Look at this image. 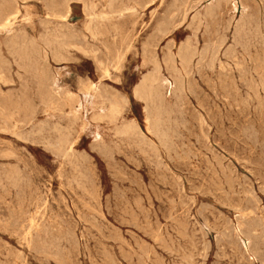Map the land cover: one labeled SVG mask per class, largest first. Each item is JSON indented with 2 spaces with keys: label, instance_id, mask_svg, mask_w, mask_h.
<instances>
[{
  "label": "rangeland",
  "instance_id": "1",
  "mask_svg": "<svg viewBox=\"0 0 264 264\" xmlns=\"http://www.w3.org/2000/svg\"><path fill=\"white\" fill-rule=\"evenodd\" d=\"M67 1L68 0H0L2 4L9 3L18 11L15 19H13L14 21L12 20L11 22V26L9 25L7 28L0 30V129H3V131L0 130L2 132H0V157L2 159H0V264H246L245 262H247V264H264V0H246V4L244 1L241 2L242 0H177L178 2L176 0ZM173 2L175 4H173ZM187 2L190 4L188 5ZM67 3H70L71 6V13L68 19L64 18ZM183 5H185V7ZM187 6L190 7L188 8ZM110 7H113L114 10L109 9ZM187 8L188 10L186 12ZM209 9L212 11L210 12ZM178 10H182L180 11L181 13ZM122 12L124 13L123 16ZM185 16L188 18L186 19ZM88 18L91 19L89 20ZM109 18L111 20H108ZM170 18L174 25L170 27L169 30H173H168L166 34H169L166 35V38L164 36L165 32L161 34L162 37L164 36L162 38L160 33L157 32V28L162 23L169 22ZM95 21H99V24L97 22L95 23ZM100 24L102 25L101 27ZM228 24H230V26ZM64 25L66 29H64ZM199 25L202 29H200L201 27ZM255 26H258L256 30H254ZM163 29L165 30V27L162 28V30ZM258 29H260L262 35ZM56 30L58 32L59 30H63V32L60 31L61 33H58ZM90 30L91 32H89ZM214 32L218 34V37L215 36L216 34ZM63 34L66 35L68 39L66 37L64 38ZM94 35L96 37H94ZM244 39L246 40L244 41ZM61 43L63 45L67 43L64 45L66 49H63ZM220 43L223 45H219ZM250 43L252 44L251 46ZM232 45L235 46L233 47ZM219 47L222 48L220 52ZM105 48H107L108 51ZM180 48L183 50L187 49L186 51L188 53L190 52L189 59L193 56L189 61L190 63L188 62L189 65L188 63L186 64V66H188L187 68L183 65L184 63L181 61L180 56L178 57L181 51ZM231 48L232 51L234 48L233 52L229 51ZM146 49H148L146 53L147 56H145L146 54L144 53ZM191 50L193 51L191 52ZM205 50L206 52H204ZM226 51L229 52L227 53ZM11 53L12 55H10ZM234 54L236 56H234ZM122 56L125 57L123 58ZM216 56H219V59ZM167 58H169V61ZM57 59L59 60L57 61ZM62 60H64V62ZM170 62H172L173 65H170ZM100 63H102V65H100ZM155 64L158 66L156 77L158 76L159 78L157 77L158 82L152 81L153 84L156 85L152 84L150 89L154 88L157 90L158 88L159 91L156 92L154 89H151L152 95L149 97L150 99H141L135 94V90L144 79H148V77L150 79L151 75L154 74L153 68ZM210 65L211 67L214 65L216 70L211 68ZM211 69L214 71L212 72ZM105 70H107V75ZM175 70L176 72L178 71V74ZM59 73L60 75L58 76L57 74ZM104 76L106 77L104 78ZM24 78L26 79L24 80ZM176 78L178 80L180 79V85ZM251 81H253V84H250L252 83ZM83 83L85 85L88 84V86L94 85L98 88L93 105H88L84 101L81 91V85ZM182 83L183 85H181ZM175 85L177 87L179 86V88ZM178 89L179 91L177 92ZM231 91L234 92L232 93ZM214 93L218 97L215 96ZM255 94L257 97L259 96V99ZM70 96L72 97L70 98ZM182 96H184L182 98L183 100L181 99ZM148 103L150 104L148 105ZM113 104L116 109L120 110H116L117 112H115L114 108H112ZM124 104L127 105L125 106ZM81 105L83 106L81 107ZM121 106H123L122 109ZM148 107L149 109H147ZM158 107H160V109ZM168 107H170L172 113L169 111ZM155 111L157 113H155ZM161 112L163 114H161ZM13 115H15V117ZM171 115H174V117ZM112 116H114V118ZM98 117L102 118L101 123ZM106 123H108V125ZM157 123L162 126H159ZM47 125L49 127H47ZM133 125L136 127V129L133 127L134 130L132 128ZM127 126H131L130 131L128 130L129 127L126 128ZM157 126L159 127L156 128ZM247 127L251 128L250 131ZM125 128L126 130H124ZM62 130L64 134H61ZM185 130L186 133L184 132ZM127 131L132 132L128 134L129 132ZM167 131H169V134L166 133ZM65 132L67 134H65ZM69 132L70 134H68ZM140 133L144 135L142 136ZM122 134L123 136H118ZM165 134L166 136H164ZM160 135L163 136L161 137ZM21 136L24 138H21ZM58 137H61V139H58ZM177 137L179 140H177ZM50 139L53 140V142ZM166 141H168V143ZM44 143L46 144L44 145ZM174 147L177 149L174 150ZM106 148L108 153L105 151ZM64 149L66 152H63L65 151ZM167 150L169 152H167ZM8 151L11 153L10 155H8ZM54 152H57L58 155ZM174 152L177 155H174ZM4 153H7V155ZM154 154H156V156ZM167 154H169V156ZM8 156L11 159H9ZM63 156L69 157L64 158ZM176 156H178L179 159L177 161ZM3 157H7V159H3ZM167 157H169V159ZM70 158L74 160L71 161L69 160ZM75 158H77L76 161ZM77 161L79 163L78 165L76 164ZM71 164L74 165L72 166ZM15 170H17L18 173L17 171L15 172ZM21 173H23L22 176ZM235 174L238 177H236ZM8 175H12L13 178ZM223 176L227 179L225 178L224 180ZM11 178L12 180H10ZM177 179L181 180L179 181ZM225 181L227 182L225 183ZM25 184L26 186H24ZM213 184L215 185L213 186ZM18 185H20V187ZM4 187L6 188L5 190ZM83 188H86V191ZM232 189H234V192ZM209 194L211 195L209 196ZM254 195L257 196H255V199H253ZM140 199L141 202H143L142 204ZM2 201L4 202L2 203ZM248 203L249 205H247ZM7 204H9L10 207L9 205L7 206ZM143 211L144 213H142ZM134 213L136 215H134ZM252 213H256V215ZM19 216L21 217L19 218ZM10 222H13L12 225ZM254 222H256V224ZM147 223H149V226ZM252 223L253 225H251ZM247 225L249 226L247 227ZM255 225L259 227L257 228ZM32 230H34V232ZM249 230H251V232H247ZM172 231H174V233ZM38 233H41V235ZM244 233H246V235H244ZM188 237L190 238L188 239ZM254 238L256 240H254ZM56 239L57 241L59 240L58 242L60 244ZM164 239L165 241H163ZM236 239L241 242H237ZM31 240L33 241L31 242ZM169 240H172L173 243ZM216 240H218L217 243ZM222 241L224 242L222 243ZM165 244H169L167 245L169 248H165ZM163 245L165 246L163 247ZM253 245L258 246L254 247ZM127 248H131V251ZM162 248L164 250L166 249V251ZM179 248H181L184 253H182L183 251ZM241 248L243 249L241 250ZM249 248L251 251H249ZM57 251H59V253ZM141 251L144 253H141ZM252 252L254 254H251ZM47 255H49V257ZM156 255H158L157 258ZM186 256L188 258L189 256L191 257L188 259ZM110 257H112L113 260ZM256 257L258 259H255ZM183 258L185 261L181 260ZM250 258L252 260H250ZM187 260L192 262L188 263Z\"/></svg>",
  "mask_w": 264,
  "mask_h": 264
},
{
  "label": "bare ground",
  "instance_id": "2",
  "mask_svg": "<svg viewBox=\"0 0 264 264\" xmlns=\"http://www.w3.org/2000/svg\"><path fill=\"white\" fill-rule=\"evenodd\" d=\"M59 1H60V0H59ZM63 1H64V0H63ZM70 1H71V0H68L67 2H70ZM72 1H74V0H72ZM111 1H112V0H111ZM111 1H110V3H111ZM114 1H115V0H114ZM141 1H142V0H141ZM162 1H163V0H162ZM176 1H177V0H176ZM176 1H175V2H176ZM185 1H187V0H185ZM185 1H184V2H185ZM190 1H191V0H190ZM190 1H189V2H190ZM219 1H220V0H219ZM223 1H224V0H223ZM227 1H228V0H227ZM233 1H234V0H233ZM243 1L245 2L246 0H242L241 2H243ZM90 2H91V1H90ZM120 2H121V1H120ZM177 2H178V1H177ZM184 2H183V3H184ZM199 2H200V1H199ZM203 2H204V1H203ZM213 2H214V1H213ZM249 2H250V1H249ZM249 2H248V3H249ZM84 3H85V2H84ZM117 3H118V2H117ZM117 3H116V4H117ZM180 3H182V2H180ZM187 3H188V2H187ZM216 3H218V2H216ZM82 4H83V3H82ZM173 4H175V3L173 2ZM189 4H190V3H188V5H189ZM197 4H198V3H197ZM200 4H201V3H200ZM218 4H219V3H218ZM245 4H246V2H245ZM45 5H46V4H45ZM113 5H114V4H113ZM176 5H178V4H176ZM185 5H186V4H185ZM185 5H183V6L185 7ZM193 5H194V4H193ZM223 5H224V4H223ZM225 5H226V4H225ZM231 5H233V4H231ZM254 5H255V4H254ZM254 5H253V6H254ZM108 6H110V5H108ZM114 6H115V5H114ZM180 6H181V4H180ZM195 6H196V5H195ZM212 6H213V5H212ZM241 6H242V4H241ZM257 6H259V5H257ZM119 7H120V6H119ZM171 7H172V6H171ZM187 7H188V6H187ZM189 7H190V6H189ZM189 7H188V8H189ZM210 7H211V6H210ZM218 7H219V6H218ZM218 7H217V8H218ZM84 8H85V7H84ZM90 8H91V7H90ZM174 8L177 10V8H176L175 6H174ZM174 8H173V9H174ZM180 8H181V7H180ZM180 8H179V9H180ZM188 8L186 9V12H187ZM196 8H197V7H196ZM206 8H207V7H206ZM246 8H247V7H246ZM248 8H249V7H248ZM256 8H257V7H256ZM24 9H25V8H24ZM105 9H106V8H105ZM109 9H113V7H110ZM109 9H108V10H109ZM158 9H159V8H158ZM183 9H185V8H183ZM204 9H205V8H204ZM207 9H208V8H207ZM213 9H214V7H213ZM220 9H221V8H220ZM254 9H255V8H254ZM257 9H258V8H257ZM113 10H114V9H113ZM134 10H135V9H134ZM143 10H144V9H143ZM176 10H175V11H176ZM217 10H218V9H217ZM226 10H227V9H226ZM242 10H243V9H242ZM244 10H245V9H244ZM104 11H105V10H104ZM126 11H127V10H126ZM172 11H173V10H172ZM178 11H179V10H178ZM180 11H182V10H180ZM180 11H179V12H180ZM191 11H192V10H191ZM191 11H190V12H191ZM209 11L211 12L212 10L209 9ZM213 11H214V10H213ZM257 11H258V10H257ZM91 12H92V10H91ZM127 12H128V11H127ZM127 12H126V13H127ZM129 12H130V11H129ZM179 12H178V13H179ZM186 12H185V13H186ZM218 12H219V11H218ZM236 12H237V11H236ZM17 13H18V11H17V9H16L14 6L10 5L9 3L2 4V3L0 2V30L7 28L9 25L11 26V22H12L13 19H15ZM70 13H71V6H70V3H67V5H66V9H65V16H64V18L68 19L69 16H70ZM120 13H121V12H120ZM133 13H135V12H133ZM178 13H177V14H178ZM180 13H181V12H180ZM180 13H179V14H180ZM213 13H214V12H213ZM241 13H242V12H241ZM252 13H253V12H252ZM255 13H256V12H255ZM94 14H95V13H94ZM118 14H119V13H118ZM123 14H124V13L122 12V16H123ZM131 14H132V13H131ZM135 14H136V13H135ZM216 14H217V13H216ZM223 14H224V13H223ZM253 14H254V13H253ZM84 15H85V14H84ZM103 15H104V14H103ZM114 15H115V14H114ZM137 15H138V14H137ZM150 15H151V13H150ZM166 15H167V14H166ZM185 15H186V14H185ZM196 15H197V13H196ZM198 15H199V14H198ZM201 15H202V14H201ZM205 15H206V14H205ZM246 15H248V14H246ZM249 15H250V12H249ZM18 16H19V15H18ZM27 16H28V15H27ZM90 16H91V14H90ZM116 16H117V15H116ZM116 16H115V17H116ZM118 16L121 17L120 15H118ZM132 16H133V15H132ZM174 16H175V15H174ZM177 16H179V15H177ZM177 16H176V17H177ZM182 16H183V15H182ZM209 16H211V15H209ZM86 17H87V16H86ZM97 17H98V16H97ZM100 17H101V16H100ZM106 17H107V16H106ZM134 17H135V15H134ZM180 17H181V16H180ZM185 17H186V16H185ZM185 17H184V18H185ZM193 17H194V16H193ZM199 17H200V16H199ZM199 17H198V18H199ZM212 17H213V16H212ZM244 17H245V15H244ZM247 17H248V16H247ZM247 17H246V19H247ZM249 17H250V16H249ZM253 17H254V16H253ZM25 18H26V17H25ZM98 18H99V17H98ZM98 18H97V20H98ZM168 18H169V17H168ZM184 18H183V20H184ZM187 18H188V17H186V19H187ZM201 18H203V17H201ZM216 18H217V17H216ZM222 18H223V17H222ZM227 18H228V17H227ZM240 18H241V17H240ZM250 18H251V17H250ZM23 19H24V18H23ZM49 19H50V18H49ZM88 19H89V18H88ZM90 19H91V18H90ZM90 19H89V20H90ZM93 19H94V18H93ZM173 19H175V18H173ZM173 19H172V20H173ZM177 19H178V17H177ZM199 19H200V18H199ZM209 19H210V18H209ZM211 19H212V18H211ZM242 19H243V18H242ZM56 20H57V19H56ZM106 20H107V19H106ZM108 20H111V19L109 18ZM119 20H120V18H119ZM169 20H170L169 22H164V24L162 23L161 25L159 24L160 26H158V28H157V32L160 33V35L163 34V33L165 32V33H164V34H165V35H164L165 38H166V35L169 34V33L166 34V33L168 32L169 28L172 27V26L174 25V24L172 23V21H171V18H170ZM175 20H176V19H175ZM195 20H196V19H195ZM217 20H218V19H217ZM257 20H259V19H257ZM13 21H14V20H13ZM46 21H47V20H46ZM53 21H54V20H53ZM112 21H113V20H112ZM117 21H118V20H117ZM191 21H192V20H191ZM205 21H206V20H205ZM214 21H215V19H214ZM221 21H222V20H221ZM233 21H234V20H233ZM233 21H232V22H233ZM253 21H254V18H253ZM23 22H24V21H23ZM91 22H92V21H91ZM96 22H97V21H95V23H96ZM98 22H99V21H98ZM98 22H97V23H98ZM109 22H110V21H109ZM174 22H175V21H174ZM185 22H186V20H185ZM193 22H194V21H193ZM200 22H201V21H200ZM219 22H220V21H219ZM244 22H245V21H244ZM247 22H248V20H247ZM249 22H250V20H249ZM254 22H255V21H254ZM256 22H257V21H256ZM175 23H176V22H175ZM182 23H184V22H182ZM209 23H210V22H209ZM224 23H225V22H224ZM241 23H243V22H241ZM45 24H46V23H45ZM49 24H50V23H49ZM92 24H93V22H92ZM98 24H99V23H98ZM202 24H203V22H202ZM221 24H222V23H221ZM230 24H231V23H230ZM230 24H228V25L230 26ZM249 24H250V23H249ZM46 25H48V24H46ZM90 25H91V23H90ZM192 25H193V24H192ZM195 25H196V24H195ZM205 25H206V24H205ZM228 25H227V26H228ZM246 25H247V24H246ZM253 25H254V24H253ZM50 26H51V25H50ZM68 26H69V25H68ZM91 26H92V25H91ZM101 26H102V25L100 24V27H101ZM179 26H180V25H179ZM189 26H190V25H189ZM189 26H188V27H189ZM196 26H197V25H196ZM196 26H195V27H196ZM199 26H200V25H199ZM227 26H226V27H227ZM231 26H232V25H231ZM238 26H239V24H238ZM258 26H259V24H258ZM258 26H255V29H254V30H256V28H257ZM46 27H47V26H46ZM48 27H49V26H48ZM164 27H165V30H164V29L162 30V28H164ZM176 27H177V26H176ZM200 27H201V26H200ZM211 27H212V26H211ZM211 27H210V28H211ZM240 27H241V26H240ZM242 27H243V26H242ZM262 27H263V26H262ZM41 28H43V27H41ZM55 28H56V27H55ZM61 28H62V27H61ZM95 28H96V26H95ZM115 28H116V27H115ZM218 28H221V27H218ZM227 28H228V27H227ZM47 29H48V28H47ZM50 29H51V28H50ZM57 29H58V28H57ZM59 29H60V28H59ZM64 29H66V28H65V25H64ZM67 29H68V28H67ZM174 29H177V28H174ZM189 29H190V28H189ZM200 29H202V27H201ZM212 29H213V28H212ZM245 29H246V28H245ZM115 30H117V29H115ZM170 30H173V29H170ZM170 30H169V31H170ZM208 30H209V28H208ZM217 30H218V29H217ZM223 30H224V29H223ZM239 30H240V28H239ZM242 30H243V29H242ZM248 30H249V29H248ZM250 30H252V29H250ZM258 30H259V32H260V29H258ZM9 31H10V30H9ZM56 31H57V30H56ZM60 31H61V30H59V32H60ZM85 31H86V30H85ZM99 31H100V30H99ZM206 31H207V29H206ZM229 31H230V30H229ZM233 31H235V30H233ZM50 32H51V31H50ZM57 32H58V31H57ZM59 32H58V33H59ZM61 32H63V30H62ZM61 32H60V33H61ZM64 32H65V30H64ZM68 32H69V31H68ZM89 32H91V30H90ZM89 32H88V33H89ZM96 32H97V31H96ZM116 32H117V31H116ZM193 32H195V31H193ZM199 32H200V31H199ZM235 32H236V31H235ZM244 32H245V31H244ZM249 32H250V31H249ZM46 33H47V32H46ZM155 33H156V32H155ZM173 33H174V32H173ZM197 33H198V32H197ZM204 33H205V32H204ZM209 33H210V32H209ZM212 33H213V32H212ZM214 33H215V32H214ZM217 33H218V32H217ZM220 33H221V32H220ZM222 33H224V32H222ZM225 33H226V32H225ZM236 33H237V32H236ZM250 33H251V32H250ZM261 33H262V32H260V34H261ZM25 34H26V33H25ZM89 34H90V33H89ZM91 34H92V33H91ZM93 34H94V33H93ZM97 34H98V32H97ZM192 34H193V33H192ZM207 34H208V32H207ZM210 34H211V33H210ZM215 34H216V33H215ZM237 34H238V33H237ZM240 34H241V33H240ZM252 34H254V33H252ZM252 34H251V35H252ZM258 34H259V33H258ZM56 35H58V34H56ZM59 35H60V34H59ZM63 35H64V34H63ZM69 35H70V33H69ZM99 35H100V34H99ZM211 35H212V34H211ZM211 35H210V36H211ZM225 35H226V34H225ZM225 35H223V36H225ZM256 35H257V34H256ZM256 35H255V36H256ZM261 35H262V34H261ZM60 36H61V35H60ZM77 36H78V35H77ZM100 36H101V35H100ZM164 36H163V37H164ZM215 36L218 37V34H216ZM215 36H214V37H215ZM236 36H237V35H236ZM239 36H240V35H239ZM241 36H242V34H241ZM24 37H25V35H24ZM44 37H45V36H44ZM44 37H43V38H44ZM57 37H58V36H57ZM65 37H66V35H64V38H65ZM91 37H92V36H91ZM94 37H96V36L94 35ZM102 37H103V36H102ZM161 37H162V35H161ZM163 37H162V38H163ZM232 37H234V36H232ZM252 37H253V36H252ZM256 37L258 38V35H257ZM256 37H255V38H256ZM262 37H263V36H262ZM45 38H46V37H45ZM66 38H67V37H66ZM99 38H100V37H99ZM151 38H152V37H151ZM156 38H157V37H156ZM194 38H195V36H194ZM198 38H199V37H198ZM207 38H208V37H207ZM221 38H222V37H221ZM224 38H225V37H224ZM245 38H246V37H245ZM46 39H47V38H46ZM50 39H51V38H50ZM62 39H63V38H62ZM67 39H68V38H67ZM69 39H70V38H69ZM196 39H197V38H196ZM202 39H203V38H202ZM208 39H209V38H208ZM240 39H241V38H240ZM247 39H248V37H247ZM263 39H264V38H263ZM27 40H28V39H27ZM47 40H48V39H47ZM51 40H52V39H51ZM65 40H66V39H65ZM126 40H127V39H126ZM216 40H217V39H216ZM245 40H246V39H244V41H245ZM255 40H257V39H255ZM17 41H19V40H17ZM68 41H69V40H68ZM71 41H72V40H71ZM84 41H85V40H84ZM148 41H149V40H148ZM148 41H147V42H148ZM152 41H153V40H152ZM188 41H189V40H188ZM213 41H214V39H213ZM217 41H219V40H217ZM240 41H241V40H240ZM250 41H251V38H250ZM250 41H249V42H250ZM263 41H264V40H263ZM52 42H53V41H52ZM94 42H95V39H94ZM156 42H157V41H156ZM198 42H199V41H198ZM202 42H203V40H202ZM222 42H223V40H222ZM226 42H227V40H226ZM233 42H234V40H233ZM242 42H243V41H242ZM242 42H241V43H242ZM251 42H252V41H251ZM30 43H32V42H30ZM40 43H41V42H40ZM56 43H57V42H56ZM59 43H60V42H59ZM99 43H100V42H99ZM148 43H149V42H148ZM154 43H155V42H154ZM187 43H188V42H187ZM195 43H196V42H195ZM195 43H194V44H195ZM207 43H208V42H207ZM247 43H248V42H247ZM13 44H14V43H13ZM41 44H42V43H41ZM47 44H48V43H47ZM66 44H67V43H66ZM66 44L64 43V45H66ZM194 44H193V45H194ZM198 44H199V43H198ZM212 44H213V43H212ZM217 44H218V43H217ZM217 44H216V45H217ZM221 44H222V43H220L219 45H221ZM232 44H234V43H232ZM237 44H238V43H237ZM1 45H2V44H1ZM45 45H46V44H45ZM45 45H43V46H45ZM49 45H50V44H49ZM59 45H60V44H59ZM62 45H63V44L61 43V46H62ZM64 45H63V49H66V48H64V47H66V46H64ZM153 45H154V44H153ZM222 45H223V44H222ZM242 45H243V44H242ZM244 45H245V42H244ZM251 45H252V44L250 43V46H251ZM19 46H20V45H19ZM19 46H18V47H19ZM47 46H48V45H47ZM51 46H52V45H51ZM61 46H60V47H61ZM149 46H150V45H149ZM181 46H183V45H181ZM186 46H188V45H186ZM189 46H190V45H189ZM194 46H196V45H194ZM210 46H211V45H210ZM232 46H233V45H232ZM234 46H235V45H234ZM234 46H233V47H234ZM238 46H239V45H238ZM263 46H264V45H263ZM15 47H16V46H15ZM55 47H56V46H55ZM70 47H71V46H70ZM70 47H69V49H70ZM74 47H75V46H74ZM74 47H73V48H74ZM86 47H87V45H86ZM156 47H157V46H156ZM171 47H172V46H171ZM213 47H214V46H213ZM242 47H243V46H242ZM247 47H248V46H247ZM30 48H31V47H30ZM45 48H46V47H45ZM47 48H48V47H47ZM67 48H68V47H67ZM71 48H72V47H71ZM77 48H78V47H77ZM92 48H93V47H92ZM103 48H104V46H103ZM152 48H153V47H152ZM183 48H184V47H183ZM193 48H194V47H193ZM217 48H218V47H217ZM219 48H220V47H219ZM245 48H246V47H245ZM263 48H264V47H263ZM4 49H5V47H4ZM26 49H27V48H26ZM69 49H67V50H69ZM75 49H76V48H75ZM80 49H81V47H80ZM105 49L107 50V48H105ZM164 49H165V48H164ZM180 49H181V48H180ZM180 49H179V50H180ZM205 49H206V47H205ZM207 49H208V48H207ZM211 49H212V48H211ZM221 49H222V48H220V50H219V49H217V50H219V52H220ZM28 50H29V48H28ZM53 50H55V49H53ZM70 50H71V49H70ZM147 50H148V49H146V52H144L145 54L147 53ZM165 50H166V49H165ZM167 50H168V49H167ZM186 50H187V49H186ZM186 50L181 49L180 52L178 51V52H179L178 57L180 56L181 61H182L184 64H183L182 62H181V63H182L184 66H186V64L190 61V59L193 58V56H192V57L189 59V57H190V52L188 53ZM189 50H190V49H189ZM194 50H195V49H194ZM196 50H197V49H196ZM214 50H215V49H214ZM44 51H45V50H44ZM58 51H59V50H58ZM63 51H64V50H63ZM107 51H108V50H107ZM129 51H130V50H129ZM155 51H156V49H155ZM155 51H154V52H155ZM192 51H193V50H191V52H192ZM201 51H203V50H201ZM207 51H208V50H207ZM229 51L233 52V51H234V48H233V51H232V48H231ZM229 51H228V52H229ZM245 51H246V50H245ZM250 51H251V50H250ZM0 52H1V51H0ZM3 52H4V51H3ZM8 52H9V51H8ZM10 52H12V51H10ZM61 52H62V51H61ZM64 52H65V51H64ZM67 52H68V51H67ZM69 52H70V51H69ZM162 52H163V51H162ZM162 52H161V53H162ZM171 52H172V51H171ZM171 52H170V53H171ZM196 52H197V51H196ZM204 52H206V50H205ZM208 52H209V51H208ZM217 52H218V51H217ZM217 52H216V53H217ZM226 52H227V51H226ZM228 52H227V53H228ZM235 52H236V51H235ZM246 52H247V51H246ZM14 53H15V52H14ZM56 53H57V52H56ZM65 53H66V52H65ZM86 53H87V52H86ZM93 53H94V52H93ZM108 53H109V52H108ZM193 53H194V52H193ZM193 53H192V55H193ZM200 53H201V52H200ZM216 53H215V54H216ZM262 53H263V52H262ZM8 54H9V53H8ZM50 54H51V52H50ZM54 54H55V53H54ZM58 54H60V53H58ZM217 54H219V53H217ZM232 54H233V53H232ZM247 54H248V52H247ZM10 55H12V53H11ZM46 55H47V54H46ZM196 55H197V54H196ZM199 55H200V54H199ZM199 55H198V56H199ZM212 55H213V54H212ZM212 55H211V56H212ZM228 55H229V54H228ZM230 55H231V53H230ZM230 55H229V57H230ZM47 56H48V55H47ZM55 56H56V55H55ZM69 56H70V55H69ZM83 56H84V55H83ZM143 56H144V55H143ZM145 56H147V54H146ZM151 56H152V55H151ZM194 56H195V55H194ZM203 56H204V53H203ZM226 56H227V55H226ZM234 56H236V55L234 54ZM2 57H3V56H2ZM14 57H15V56H14ZM71 57H72V56H71ZM118 57H119V56H118ZM122 57H123V56H122ZM124 57H125V56H124ZM124 57H123V58H124ZM153 57H154V56H153ZM168 57H169V56H168ZM199 57H200V56H199ZM207 57H208V54H207ZM216 57H217V56H216ZM218 57H219V56H218ZM218 57H217V58H218ZM222 57H223V56H222ZM231 57H232V56H231ZM3 58H4V57H3ZM11 58H12V57H11ZM47 58H48V57H47ZM54 58H55V57H54ZM180 58H179V59H180ZM203 58H205V57H203ZM214 58H215V57H214ZM225 58H226V57H225ZM227 58H228V57H227ZM233 58H234V57H233ZM4 59H5V58H4ZM117 59H118V58H117ZM152 59H154V58H152ZM157 59H158V58H157ZM165 59H166V58H165ZM165 59H164V60H165ZM167 59H168V61H169V58H167ZM200 59H201V57H200ZM218 59H219V58H218ZM222 59H223V58H222ZM58 60H59V59H57V61H58ZM95 60H97V59H95ZM150 60H151V58H150ZM193 60H194V59H193ZM203 60H204V59H203ZM206 60H207V59H206ZM210 60H212V59H210ZM232 60H233V59H232ZM250 60H251V59H250ZM9 61H10V60H9ZM19 61H20V60H19ZM60 61H61V60H60ZM60 61H59V62H60ZM62 61L64 62V60H62ZM65 61H67V60H65ZM153 61H155V60H153ZM153 61H152V62H153ZM173 61H174V58H173ZM216 61H217V60H216ZM233 61H235V60H233ZM12 62H13V61H12ZM15 62H16V61H15ZM42 62H43V61H42ZM48 62H49V60H48ZM63 62H62V63H63ZM155 62H157V61H155ZM198 62H199V61H198ZM198 62H197V64H198ZM200 62H201V61H200ZM208 62H209V60H208ZM66 63H68V62H66ZM160 63H161V61H160ZM160 63H159V64H160ZM165 63H166V62H165ZM173 63H175V62H173ZM189 63H190V62H189ZM189 63H188V65H189ZM201 63H202V62H201ZM216 63H217V62H216ZM11 64H12V63H11ZM11 64H10V65H11ZM157 64H158V63H157ZM157 64L154 65V68H153L154 74L151 75L150 79H149V77H148V79H144V80L141 82V84L137 86V88H136V90H135V94H136L139 98H141V99H147V98H149V97L152 95V91H151L152 88L150 89V86H152L153 82H158V81H157V77H158V76L156 77V73H157V71H158V66H157ZM167 64H168V62H167ZM171 64H172V62H170V65H171ZM175 64H176V63H175ZM204 64H205V63H204ZM206 64H207V63H206ZM209 64H210V63H209ZM212 64H213V63H212ZM220 64H221V63H220ZM250 64H251V63H250ZM259 64H261V63H259ZM40 65H41V64H40ZM100 65H102V63H100ZM100 65H99V66H100ZM149 65H150V64H149ZM172 65H173V64H172ZM183 65H182V66H183ZM191 65H192V63H191ZM214 65H215V64H214ZM214 65H213V67H211V65H210V67L213 68V69H215V68H214V67H215ZM233 65H234V64H233ZM262 65H263V64H262ZM160 66H161V65H160ZM180 66H181V65H180ZM184 66H183V67H184ZM199 66H200V63H199ZM205 66H207V65H205ZM222 66H223V65H222ZM222 66H221V68H222ZM225 66H226V65H225ZM257 66H258V65H257ZM171 67H172V66H171ZM176 67H177V66H176ZM187 67H188V66H186V68H187ZM207 67H208V66H207ZM234 67H235V66H234ZM237 67H238V66H237ZM12 68H13V67H12ZM37 68H38V67H37ZM101 68H102V67H101ZM174 68H175V67H174ZM189 68H191V67H189ZM202 68H203V67H202ZM255 68H256V67H255ZM66 69H67V68H66ZM171 69H172V68H171ZM175 69H177V68H175ZM195 69H196V68H195ZM208 69H209V68H208ZM213 69H211L212 72L214 71ZM219 69H220V68H219ZM223 69H224V68H223ZM236 69H237V68H236ZM239 69H240V68H239ZM107 70H108V69H107ZM107 70H105L106 75H107ZM113 70H114V69H113ZM168 70H169V68H168ZM184 70H185V69H184ZM192 70H193V67H192ZM215 70H216V69H215ZM233 70H234V69H233ZM54 71H55V70H54ZM117 71H118V70H117ZM171 71H172V70H171ZM173 71H174V70H173ZM204 71H205V70H204ZM206 71H207V70H206ZM235 71H236V70H235ZM56 72H57V70H56ZM100 72H101V71H100ZM108 72H109V71H108ZM159 72H160V71H159ZM168 72H169V71H168ZM175 72H176V70H175ZM177 72H178V71H177ZM177 72H176V73H177ZM185 72H186V71H185ZM185 72H184V73H185ZM226 72H227V70H226ZM17 73H18V72H17ZM102 73H103V72H102ZM173 73H174V72H173ZM176 73H175V74H176ZM179 73H180V72H179ZM186 73H187V72H186ZM193 73H194V70H193ZM196 73H198V72H196ZM210 73H211V71H210ZM222 73H223V72H222ZM244 73H245V72H244ZM244 73H243V74H244ZM103 74H104V73H103ZM171 74H172V73H171ZM177 74H178V73H177ZM180 74H181V73H180ZM180 74H179V75H180ZM187 74H188V73H187ZM189 74H190V72H189ZM191 74H192V73H191ZM223 74H224V73H223ZM57 75L59 76L60 73L57 74ZM158 75H159V74H158ZM169 75H170V74H169ZM192 75H193V74H192ZM199 75H200V71H199ZM230 75H231V74H230ZM247 75H248V74H247ZM251 75H252V74H251ZM256 75H257V74H256ZM58 76H57V77H58ZM110 76H111V75H110ZM110 76H109V77H110ZM181 76H182V75H181ZM190 76H191V75H190ZM218 76H219V75H218ZM61 77H62V76H61ZM105 77H106V76H104V78H105ZM169 77H170V76H169ZM171 77H172V75H171ZM177 77H178V76H177ZM186 77H187V76H186ZM191 77H192V76H191ZM242 77H243V76H242ZM247 77H248V76H247ZM250 77H252V76H250ZM250 77H249V78H250ZM256 77H257V76H256ZM158 78H159V77H158ZM258 78H259V77H258ZM25 79H26V78H24V80H25ZM176 79H177V78H176ZM189 79H190V78H189ZM193 79H194V78H193ZM227 79H228V78H227ZM251 79H252V78H251ZM260 79H261V78H260ZM24 80H23V81H24ZM170 80H171V79H170ZM177 80H178V79H177ZM179 80H180V79H179ZM179 80H178V84H179ZM194 80H195V79H194ZM247 80H248V79H247ZM263 80H264V79H263ZM110 81H111V80H110ZM119 81H120V80H119ZM152 81H153V82H152ZM160 81H161V79H160ZM162 81H163V80H162ZM173 81H174V80H173ZM173 81H172V82H173ZM175 81H176V80H175ZM200 81H201V80H200ZM259 81H260V80H259ZM261 81H262V80H261ZM0 82H1V81H0ZM13 82H14V81H13ZM29 82H30V81H29ZM29 82H28V83H29ZM151 82H152V83H151ZM176 82H177V81H176ZM188 82H189V81H188ZM217 82H218V81H217ZM242 82H243V81H242ZM251 82H252V83H250V84H253V81H251ZM117 83H118V82H117ZM120 83H121V82H120ZM150 83H151V85H150ZM159 83H160V82H159ZM183 83H185V82H183ZM183 83H182L181 85H183ZM201 83H202V82H201ZM254 83H255V81H254ZM54 84H55V83H54ZM157 84H158V83H157ZM220 84H221V82H220ZM242 84H243V83H242ZM250 84H248V85H250ZM29 85H30V84H29ZM153 85H156V84H153ZM179 85H180V84H179ZM235 85H236V84H235ZM245 85H246V84H245ZM257 85H258V84H257ZM261 85H262V84H261ZM165 86H166V85H165ZM168 86H169V85H168ZM175 86H176V85H175ZM189 86H190V85H189ZM194 86H195V85H194ZM225 86H226V85H225ZM231 86H232V85H231ZM242 86H243V85H242ZM250 86H251V85H250ZM252 86H253V85H252ZM19 87H20V86H19ZM27 87H28V84H27ZM157 87H158V86H157ZM176 87H177V86H176ZM181 87H182V86H181ZM181 87H180V88H181ZM191 87H192V86H191ZM240 87H241V86H240ZM163 88H164V87H163ZM174 88H175V87H174ZM177 88H179V86H178ZM183 88H184V87H183ZM187 88H189V87H187ZM220 88H221V87H220ZM256 88H257V86H256ZM262 88H263V87H262ZM262 88H261V89H262ZM153 89H154V88H153ZM153 89H152V90H153ZM253 89H254V88H253ZM26 90H27V88H26ZM51 90H52V89H51ZM154 90H155L156 92L159 91L158 88H157V90H156V89H154ZM161 90H162V89H161ZM175 90H176V89H175ZM195 90H196V89H195ZM215 90H216V89H215ZM230 90H231V89H230ZM236 90H237V89H236ZM81 91H82V93H83V97H84V101H85V103L88 104V105H93V104H94V101H95V98H96L95 95H96V93H97V91H98V88H97L96 86H94V85H90V86H88V84L85 85V84L83 83V84L81 85ZM164 91H165V90H164ZM178 91H179V89L177 90V92H178ZM227 91H228V90H227ZM247 91H248V90H247ZM251 91H252V89H251ZM255 91H256V90H255ZM255 91H254V92H255ZM258 91H259V90H258ZM173 92H174V90H173ZM180 92H181V89H180ZM188 92H190V91H188ZM210 92H211V91H210ZM231 92L233 93L234 91H231ZM237 92H238V91H237ZM254 92H253V94H254ZM154 93H155V92H154ZM166 93H167V92H166ZM184 93H185V92H184ZM211 93H212V92H211ZM255 93H256V92H255ZM1 94H3V93H1ZM156 94H157V93H156ZM169 94H170V92H169ZM176 94H177V93H176ZM176 94H175V96H176ZM180 94H181V93H180ZM190 94H191V93H190ZM214 94H215V93H214ZM214 94H212V95H214ZM67 95H68V94H67ZM71 95H72V94H71ZM105 95H107V94H105ZM136 95H135V96H136ZM154 95H155V94H154ZM154 95H153V96H154ZM157 95H158V94H157ZM162 95H163V93H162ZM191 95H192V94H191ZM218 95H219V94H218ZM238 95H239V94H238ZM25 96H26V95H25ZM72 96H73V95H72ZM72 96H70V98H71ZM108 96H109V95H108ZM155 96H156V95H155ZM172 96H173V95H172ZM195 96H196V95H195ZM195 96H194V97H195ZM215 96H217V95L215 94ZM215 96H214V97H215ZM248 96H249V95H248ZM255 96H256V94H255ZM58 97H59V96H58ZM67 97H68V96H67ZM104 97H105V96H104ZM109 97H110V96H109ZM109 97H108V98H109ZM138 97H137V98H138ZM183 97H184V96H182L181 99H182ZM185 97H186V96H185ZM196 97H197V96H196ZM217 97H218V96H217ZM236 97H237V96H236ZM240 97H241V96H240ZM249 97H250V96H249ZM256 97H257V96H256ZM256 97H254V98H256ZM258 97H259V96H258ZM258 97H257V98H258ZM36 98H37V97H36ZM59 98H60V97H59ZM70 98H69V99H70ZM110 98H111V97H110ZM159 98H161V97H159ZM165 98H166V97H165ZM220 98H221V97H220ZM141 99H140V100H141ZM149 99H150V98H149ZM149 99H148V100H149ZM152 99H153V98H152ZM157 99H158V98H157ZM161 99H162V98H161ZM174 99H175V98H174ZM181 99H180V100H181ZM218 99H219V98H218ZM227 99H228V98H227ZM246 99H247V98H246ZM250 99H252V98H250ZM258 99H259V98H258ZM124 100H125V99H124ZM159 100H160V99H159ZM164 100H165V99H164ZM166 100H167V99H166ZM175 100H176V99H175ZM182 100H183V99H182ZM182 100H181V101H182ZM18 101H19V99H18ZM143 101H144V100H143ZM156 101H157V100H156ZM218 101H219V100H218ZM42 102H43V101H42ZM104 102H107V101H104ZM110 102H111V101H110ZM145 102H147V101H145ZM151 102H153V101H151ZM162 102H163V101H162ZM176 102H177V101H176ZM176 102H175V103H176ZM182 102H183V101H182ZM198 102H199V101H198ZM257 102H259V101H257ZM261 102H262V101H261ZM19 103H20V102H19ZM108 103H109V102H108ZM122 103H124V102H122ZM122 103H121V104H122ZM125 103H126V102H125ZM156 103H158V102H156ZM159 103H160V102H159ZM252 103H253V102H252ZM109 104H110V103H109ZM127 104H128V103H127ZM127 104H126V105H127ZM149 104H150V103H148V105H149ZM152 104H153V103H152ZM152 104H151V105H152ZM179 104H180V101H179ZM240 104H241V103H240ZM260 104H261V103H260ZM41 105H42V104H41ZM79 105H80V102H79ZM102 105H103V104H102ZM124 105H125V104H124ZM124 105H123V106H124ZM126 105H125V106H126ZM146 105H147V104H146ZM148 105H147V106H148ZM156 105H157V104H156ZM163 105H164V104H163ZM165 105H166V104H165ZM168 105H169V104H168ZM174 105H175V104H174ZM226 105H227V104H226ZM246 105H247V103H246ZM251 105H252V104H251ZM82 106H83V105H81V107H82ZM111 106H112V105H111ZM116 106H117V104H116ZM123 106H121V109H122ZM144 106H145V105H144ZM147 106H146V107H147ZM153 106H155V105H153ZM183 106H184V105H183ZM231 106H232V105H231ZM247 106H248V105H247ZM43 107H44V106H43ZM50 107H52V106H50ZM151 107H152V106H151ZM162 107H164V106H162ZM212 107H213V106H212ZM235 107H236V105H235ZM245 107H246V106H245ZM248 107H249V106H248ZM37 108H38V107H37ZM52 108H53V107H52ZM52 108H51V109H52ZM112 108H114L115 112H117L116 110H120V109H116V107L114 106V104H113ZM118 108H119V107H118ZM155 108H156V107H155ZM158 108L160 109V107H158ZM158 108H157V109H158ZM172 108H173V107H172ZM177 108H178V107H177ZM179 108H180V107H179ZM213 108H214V107H213ZM258 108H259V107H258ZM47 109H48V108H47ZM68 109H69V108H68ZM75 109H76V108H75ZM147 109H149V107H148ZM151 109H152V108H151ZM157 109H156V110H157ZM168 109H169V111H170V107H168ZM182 109H183V108H182ZM193 109H194V108H193ZM245 109H247V108H245ZM49 110H50V108H49ZM176 110H177V109H176ZM179 110H180V109H179ZM236 110H237V109H236ZM236 110H235V111H236ZM239 110H240V109H239ZM126 111H127V110H126ZM166 111H167V110H166ZM166 111H165V112H166ZM171 111H172V110H171ZM171 111H170V112H171ZM230 111H231V110H230ZM45 112H46V111H45ZM115 112H114V113H115ZM119 112H120V111H119ZM119 112H118V113H119ZM145 112H146V109H145ZM173 112H174V111H173ZM177 112H178V111H177ZM253 112H254V111H253ZM260 112H261V111H260ZM17 113H18V112H17ZM74 113H75V110H74ZM74 113H73V114H74ZM155 113H157V112L155 111ZM171 113H172V112H171ZM182 113H183V112H182ZM15 114H16V113H15ZM18 114H19V113H18ZM36 114H37V113H36ZM63 114H64V113H63ZM147 114H148V113H147ZM150 114H151V113H150ZM153 114H154V111H153ZM161 114H163V113L161 112ZM177 114H178V113H177ZM112 115H113V114H112ZM183 115H184V114H183ZM187 115H188V113H187ZM244 115H245V114H244ZM256 115H257V114H256ZM13 116L15 117V115H13ZM16 116H18V115H16ZM118 116H119V115H118ZM156 116H157V115H156ZM158 116H159V115H158ZM168 116H170V115H168ZM171 116L174 117V115H171ZM112 117L114 118V116H112ZM159 117H160V116H159ZM176 117H177V116H176ZM182 117H183V116H182ZM201 117H202V116H201ZM96 118H97V117H96ZM98 118H99V117H98ZM106 118H107V117H106ZM106 118H105V119H106ZM156 118H157V117H156ZM198 118H199V117H198ZM16 119H17V118H16ZM99 119H100V123H101V119H102V118H99ZM109 119H110V118H109ZM159 119H160V118H159ZM164 119H165V118H164ZM167 119H168V118H167ZM170 119H171V118H170ZM170 119H169V120H170ZM179 119H180V118H179ZM184 119H185V118H184ZM184 119H183V120H184ZM254 119H255V118H254ZM65 120H66V119H65ZM103 120H104V119H103ZM103 120H102V121H103ZM155 120H157V119H155ZM176 120H177V119H176ZM190 120H191V119H190ZM203 120H205V119H203ZM203 120H202V121H203ZM33 121H34V119H33ZM96 121H97V120H96ZM107 121H108V120H107ZM158 121H159V120H158ZM161 121H162V120H161ZM177 121H178V120H177ZM209 121H210V120H209ZM248 121H249V120H248ZM108 122H109V121H108ZM166 122H167V120H166ZM77 123H78V122H77ZM159 123H160V122H159ZM174 123H175V122H174ZM177 123H178V122H177ZM183 123H184V122H183ZM183 123H182V124H183ZM185 123H186V122H185ZM203 123H204V122H203ZM106 124L108 125V123H106ZM109 124H110V122H109ZM157 124H158V123H157ZM162 124H164V123H162ZM170 124H171V123H170ZM172 124H173V123H172ZM23 125H24V124H23ZM31 125H32V124H31ZM70 125H71V123H70ZM73 125H74V124H73ZM73 125H72V126H73ZM110 125H111V124H110ZM158 125H159V124H158ZM160 125H161V124H160ZM160 125H159V126H160ZM178 125H179V124H178ZM183 125H184V124H183ZM186 125H187V124H186ZM196 125H197V124H196ZM230 125H231V124H230ZM42 126H43V125H42ZM135 126H136V125H135ZM151 126H152V125H151ZM159 126H157L156 128H158ZM161 126H162V125H161ZM164 126H165V125H164ZM166 126H167V125H166ZM168 126H169V125H168ZM241 126H242V125H241ZM248 126H250V125H248ZM254 126H256V125H254ZM44 127H46V126H44ZM47 127H49V126L47 125ZM56 127H57V126H56ZM121 127H122V126H121ZM128 127H129V128H128ZM130 127H131V126H127L126 128H128V130L130 131ZM133 127H134V125L132 126V128H133ZM181 127H182V126H181ZM192 127H193V126H192ZM250 127H251V126H250ZM250 127H247V129L249 128V131H250V129H251ZM0 128H1V127H0ZM4 128H5V126H4ZM54 128H55V127H54ZM57 128H58V127H57ZM59 128H60V127H59ZM126 128H125L124 130H126ZM132 128H131V129H132ZM134 128L136 129V127H134ZM134 128H133V130H134ZM160 128H161V127H160ZM166 128H167V127H166ZM170 128H171V127H170ZM170 128H169V129H170ZM183 128H184V127H183ZM186 128H187V127H186ZM204 128H205V126H204ZM209 128H210V127H209ZM243 128H244V127H243ZM5 129H6V128H5ZM16 129H17V128H16ZM71 129H72V128H71ZM161 129H162V128H161ZM255 129H256V127H255ZM0 130H1V129H0ZM22 130H23V129H22ZM47 130H48V129H47ZM49 130H50V129H49ZM64 130H65V129H64ZM82 130H83V129H82ZM133 130H132V131H133ZM137 130H138V129H137ZM137 130H136V131H137ZM152 130H153V129H152ZM159 130H160V129H159ZM159 130H158V131H159ZM170 130H171V129H170ZM170 130H169V131H170ZM172 130H173V129H172ZM178 130H179V129H178ZM182 130H183V129H182ZM205 130H206V129H205ZM208 130H209V129H208ZM237 130H238V129H237ZM243 130H244V129H243ZM1 131H3V129H2ZM1 131H0V132H1ZM43 131H44V130H43ZM45 131H46V130H45ZM54 131H55V129H54ZM71 131H72V130H71ZM129 131H127V132H129ZM132 131H131V132H132ZM162 131H163V130H162ZM169 131H167L166 133H168ZM174 131H175V130H174ZM174 131H173V132H174ZM201 131H202V130H201ZM4 132H5V131H4ZM4 132H3V133H4ZM6 132H7V131H6ZM9 132H11V131H9ZM17 132H18V131H17ZM36 132H37V131H36ZM60 132H61V131H60ZM60 132H59V133H60ZM63 132H64V131L62 130V133H61V134H64ZM67 132H68V131H67ZM122 132H123V131H122ZM131 132H129L128 134H131ZM140 132H141V131H140ZM164 132H165V131H164ZM176 132H177V131H176ZM184 132L186 133V130H185ZM242 132H243V131H242ZM1 133H2V132H1ZM34 133H35V132H34ZM39 133H40V132H39ZM39 133H38V134H39ZM72 133H73V132H72ZM74 133H76V132H74ZM134 133H137V132H134ZM157 133H158V132H157ZM171 133H172V132H171ZM209 133H210V132H209ZM244 133H245V132H244ZM8 134H9V133H8ZM17 134H18V133H17ZM19 134H20V133H19ZM29 134H30V133H29ZM46 134H47V133H46ZM54 134H55V133H54ZM65 134H67V133L65 132ZM68 134H70V132H69ZM113 134H114V133H113ZM116 134H117V133H116ZM119 134H120V133H119ZM140 134H141V133H140ZM168 134H169V133H168ZM180 134H181V133H180ZM250 134H251V133H250ZM250 134H249V135H250ZM9 135H10V134H9ZM13 135H14V134H13ZM36 135H37V134H36ZM39 135H40V134H39ZM43 135H44V134H43ZM71 135H72V134H71ZM134 135H135V134H134ZM136 135H137V134H136ZM141 135H142V134H141ZM143 135H144V134H143ZM143 135H142V136H143ZM156 135H157V134H156ZM175 135H176V134H175ZM200 135H201V134H200ZM10 136H11V135H10ZM18 136H19V135H18ZM24 136H25V135H24ZM32 136H34V135H32ZM54 136H55V135H54ZM57 136H58V135H57ZM69 136H70V135H69ZM118 136H123V134H122V135H118ZM118 136H117V137H118ZM127 136H128V135H127ZM142 136H141V137H142ZM160 136H161V135H160ZM162 136H163V135H162ZM162 136H161V137H162ZM164 136H166V134H165ZM177 136H178V135H177ZM245 136H246V135H245ZM247 136H248V135H247ZM255 136H256V135H255ZM13 137H14V136H13ZM16 137H17V136H16ZM22 137H23V136H21V138H22ZM26 137H27V136H26ZM34 137H35V136H34ZM41 137H42V136H41ZM49 137H50V136H49ZM71 137H72V136H71ZM124 137H125V134H124ZM144 137H145V136H144ZM158 137H159V136H158ZM169 137H170V136H169ZM179 137H180V136H179ZM204 137H205V135H204ZM260 137H261V135H260ZM23 138H24V137H23ZM30 138H31V137H30ZM38 138H39V137H38ZM59 138L61 139V137H58V139H59ZM64 138H65V137H64ZM69 138H70V137H69ZM133 138H134V137H133ZM174 138H176V137H174ZM231 138H232V137H231ZM250 138H251V137H250ZM261 138H262V137H261ZM28 139H29V138H28ZM72 139H73V138H72ZM97 139H98V138H97ZM129 139H130V138H129ZM145 139H146V138H145ZM163 139H164V138H163ZM168 139H169V138H168ZM172 139H173V138H172ZM182 139H183V138H182ZM206 139H207V138H206ZM206 139H205V140H206ZM208 139H209V138H208ZM247 139H248V138H247ZM20 140H21V139H20ZM42 140H43V139H42ZM50 140H51V139H50ZM56 140H57V139H56ZM62 140H63V139H62ZM158 140H159V139H158ZM175 140H176V139H175ZM177 140H179L178 137H177ZM18 141H19V140H18ZM28 141H29V140H28ZM30 141H31V140H30ZM51 141L53 142V140H51ZM58 141H59V140H58ZM58 141H56V142H58ZM64 141H65V140H64ZM138 141H140V140H138ZM149 141H150V140H149ZM164 141H165V140H164ZM169 141H170V139H169ZM198 141H199V139H198ZM252 141H253V140H252ZM252 141H251V142H252ZM3 142H4V141H3ZM23 142H24V139H23ZM25 142H26V140H25ZM38 142H39V141H38ZM48 142H50V141H48ZM48 142H47V143H48ZM142 142H143V141H142ZM160 142H161V141H160ZM162 142H163V141H162ZM162 142H161V143H162ZM166 142L168 143V141H166ZM172 142H174V141H172ZM178 142H179V141H178ZM196 142H197V141H196ZM204 142H205V141H204ZM208 142H209V140H208ZM240 142H241V141H240ZM34 143H37V142H34ZM39 143H41V142H39ZM120 143H121V142H120ZM135 143H136V142H135ZM161 143H159V144H161ZM163 143H164V142H163ZM182 143H183V142H182ZM197 143H198V142H197ZM262 143H263V142H262ZM262 143H261V144H262ZM3 144H4V143H3ZM29 144H30V143H29ZM32 144H33V143H32ZM45 144H46V143H44V145H45ZM53 144H54V143H53ZM58 144H59V143H58ZM67 144H68V143H67ZM74 144H75V143H74ZM74 144H73V145H74ZM140 144H141V142H140ZM144 144H145V141H144ZM176 144H177V143H176ZM187 144H188V143H187ZM234 144H235V143H234ZM240 144H241V143H240ZM253 144H254V142H253ZM258 144H259V143H258ZM51 145H52V144H51ZM51 145H50V146H51ZM59 145H60V144H59ZM64 145H65V144H64ZM115 145H116V144H115ZM145 145H146V144H145ZM149 145H150V144H149ZM149 145H148V146H149ZM165 145H166V143H165ZM197 145H198V144H197ZM242 145H243V144H242ZM251 145H252V144H251ZM262 145H263V144H262ZM48 146H49V145H48ZM57 146H58V145H57ZM69 146H70V145H69ZM112 146H113V145H112ZM151 146H153V145H151ZM160 146H161V145H160ZM162 146H163V145H162ZM171 146H172V145H171ZM175 146H176V145H175ZM179 146H180V145H179ZM260 146H261V145H260ZM11 147H12V146H11ZM45 147H46V146H45ZM104 147H105V146H104ZM131 147H132V146H131ZM138 147H139V146H138ZM138 147H137V148H138ZM168 147H169V146H168ZM183 147H184V146H183ZM185 147H187V146H185ZM206 147H207V146H206ZM65 148H66V147H65ZM71 148H72V146H71ZM71 148H70V149H71ZM127 148H128V147H127ZM144 148H145V147H144ZM162 148H163V147H162ZM164 148H165V147H164ZM174 148H175V147H174ZM48 149H49V147H48ZM55 149H56V148H55ZM59 149H60V148H59ZM92 149H93V148H92ZM99 149H100V148H99ZM134 149H135V147H134ZM139 149H140V148H139ZM146 149H147V148H146ZM148 149H149V148H148ZM152 149H153V148H152ZM176 149H177V148H175L174 150H176ZM194 149H195V148H194ZM237 149H238V148H237ZM250 149H251V148H250ZM23 150H24V149H23ZM64 150H65V149H64ZM67 150H68V149H67ZM95 150H96V149H95ZM103 150H104V149H103ZM182 150H183V149H182ZM187 150H188V149H187ZM195 150H196V149H195ZM195 150H194V151H195ZM247 150H248V149H247ZM47 151H48V150H47ZM55 151H58V150H55ZM100 151H101V149H100ZM105 151H107V148H106ZM112 151H114V150H112ZM129 151H130V149H129ZM154 151H155V149H154ZM156 151H157V150H156ZM170 151H171V147H170ZM177 151H178V150H177ZM177 151H176V152H177ZM257 151H258V150H257ZM4 152H5V151H4ZM8 152H9V151H8ZM8 152H7V153H8ZM26 152H27V151H26ZM50 152H53V151H50ZM59 152H60V151H59ZM63 152H66V150L63 151ZM96 152H97V151H96ZM118 152H119V151H118ZM130 152H131V151H130ZM138 152H140V151H138ZM167 152H169V151L167 150ZM181 152H182V151H181ZM188 152H189V151H188ZM197 152H198V151H197ZM7 153H4V154L7 155ZM54 153H57V152H54ZM68 153H69V152H68ZM68 153H67V154H68ZM75 153H76V152H75ZM101 153H102V152H101ZM107 153H108V151H107ZM150 153H151V151H150ZM156 153H158V152H156ZM170 153H171V152H170ZM206 153H207V152H206ZM249 153H250V152H249ZM263 153H264V152H263ZM263 153H262V154H263ZM0 154H1V153H0ZM10 154H11V153L9 152L8 155H10ZM12 154H13V153H12ZM61 154H62V153H61ZM61 154H60V156L62 157V155H64V154H62V155H61ZM109 154H110V153H109ZM112 154H113V153H112ZM139 154H140V153H139ZM147 154H148V153H147ZM188 154H190V153H188ZM262 154H261V155H262ZM2 155H3V154H2ZM2 155H1V156H2ZM13 155H14V154H13ZM53 155H54V154H53ZM57 155H58V153H57ZM69 155H70V153H69ZM76 155H78V154H76ZM99 155H100V154H99ZM106 155H107V154H106ZM106 155H105V156H106ZM121 155H122V154H121ZM142 155H144V154H142ZM151 155H152V154H151ZM154 155L156 156V154H154ZM167 155L169 156V154H167ZM170 155H171V154H170ZM174 155H177V154H175V152H174ZM196 155H197V154H196ZM244 155H245V154H244ZM251 155H252V154H251ZM254 155H255V154H254ZM55 156H56V155H55ZM105 156H103V157H105ZM114 156H115V155H114ZM117 156H118V155H117ZM144 156H145V155H144ZM158 156H159V155H158ZM158 156H157V157H158ZM185 156H187V155H185ZM190 156H191V155H190ZM190 156H189V157H190ZM8 157H9V156H8ZM29 157H30V156H29ZM63 157H64V156H63ZM65 157H66V156H65ZM65 157H64V158H65ZM68 157H69V156H67L66 158H68ZM112 157H113V155H112ZM112 157H111V158H112ZM176 157H177L176 161L179 160V159H178V156H176ZM191 157H192V156H191ZM5 158L7 159V157H5ZM5 158L3 157V159H5ZM12 158H13V157H12ZM15 158H16V157H15ZM72 158H73V157H72ZM148 158H149V157H148ZM167 158L169 159V157H167ZM205 158H206V157H205ZM0 159H1V157H0ZM9 159H11V158L9 157ZM60 159H61V158H60ZM84 159H85V158H84ZM107 159H108V158H107ZM114 159H115V158H114ZM188 159H189V158H188ZM190 159H191V158H190ZM234 159H235V158H234ZM262 159H263V158H262ZM1 160H2V159H1ZM66 160H67V159H66ZM66 160H65V161H66ZM69 160H71V158H70ZM73 160H74V159H73ZM73 160H71V161H73ZM76 160H77V158H75V161H76ZM125 160H126V159H125ZM150 160H152V159H150ZM157 160H158V159H157ZM247 160H248V159H247ZM71 161H70V162H71ZM113 161H114V160H113ZM86 162H87V161H86ZM115 162H116V161H115ZM150 162H151V161H150ZM152 162H153V161H152ZM160 162H161V161H160ZM189 162H190V161H189ZM256 162H257V161H256ZM263 162H264V159H263ZM75 163H76V162H75ZM81 163H82V162H81ZM112 163H113V162H112ZM156 163H157V162H156ZM158 163H159V161H158ZM170 163H171V162H170ZM207 163H208V162H207ZM254 163H255V162H254ZM68 164H69V163H68ZM76 164H77V165L79 164L78 161H77ZM114 164H115V163H114ZM127 164H128V163H127ZM243 164H244V162H243ZM258 164H259V163H258ZM261 164H262V163H261ZM71 165H72V164H71ZM73 165H74V164H73ZM73 165H72V166H73ZM85 165H86V164H85ZM123 165H124V164H123ZM151 165H152V164H151ZM197 165H198V164H197ZM221 165H222V164H221ZM248 165H249V164H248ZM63 166H64V165H63ZM80 166H81V165H80ZM82 166H83V165H82ZM160 166H162V165H160ZM210 166H211V165H210ZM214 166H215V165H214ZM214 166H213V167H214ZM249 166H250V165H249ZM255 166H257V165H255ZM262 166H263V165H262ZM69 167H70V166H69ZM157 167H158V166H157ZM157 167H156V168H157ZM162 167H163V166H162ZM220 167H221V166H220ZM222 167H223V166H222ZM81 168H82V167H81ZM84 168H85V167H84ZM150 168H151V167H150ZM163 168H164V167H163ZM165 168H166V167H165ZM211 168H212V167H211ZM0 169H1V168H0ZM15 169H16V168H15ZM75 169H76V168H75ZM135 169H136V168H135ZM223 169H224V168H223ZM226 169H227V168H226ZM19 170H20V169H19ZM67 170H68V169H67ZM125 170H126V169H125ZM128 170H129V169H128ZM161 170H162V169H161ZM163 170H164V169H163ZM165 170H167V169H165ZM220 170H221V169H220ZM232 170H235V169H232ZM5 171H6V170H5ZM12 171H13V170H12ZM16 171H17V170H15V172H16ZM23 171H24V170H23ZM72 171H73V170H72ZM78 171H79V169H78ZM80 171H81V170H80ZM207 171H208V170H207ZM224 171H225V169H224ZM224 171H223V172H224ZM229 171H230V170H229ZM229 171H228V172H229ZM84 172H85V171H84ZM165 172H166V171H165ZM212 172H213V170H212ZM223 172H222V173H223ZM230 172H231V171H230ZM13 173H14V172H13ZM17 173H18V171H17ZM76 173H77V172H76ZM87 173H88V172H87ZM166 173H168V172H166ZM180 173H181V172H180ZM19 174H20V173H19ZM22 174H23V173H21V176H22ZM80 174H82V173H80ZM80 174H79V175H80ZM94 174H95V173H94ZM163 174H164V173H163ZM207 174H208V173H207ZM231 174H234V173H231ZM231 174H230V176H231ZM4 175H5V174H4ZM4 175H3V176H4ZM12 175H13V174H12ZM12 175H11V176H12ZM86 175H87V174H86ZM86 175H85V176H86ZM173 175H174V174H173ZM217 175H218V174H217ZM223 175H225V174H223ZM235 175H236V174H235ZM8 176H10V175H8ZM8 176H7V177H8ZM11 176H10V177H11ZM14 176H15V174H14ZM23 176H24V175H23ZM70 176H71V175H70ZM91 176H92V174H91ZM211 176H213V175H211ZM221 176H222V175H221ZM232 176H233V175H232ZM200 177H201V176H200ZM227 177H228V176H227ZM236 177H238V176L236 175ZM5 178H6V177H5ZM8 178H9V177H8ZM8 178H7V179H8ZM12 178H13V176H12ZM12 178H11L10 180H12ZM18 178H19V175H18ZM30 178H31V177H30ZM71 178H72V177H71ZM73 178H74V177H73ZM85 178H86V177H85ZM89 178H90V177H89ZM119 178H120V177H119ZM223 178H224V176H223ZM225 178H226V177H225ZM225 178H224V180H225ZM232 178H233V177H232ZM244 178H245V176H244ZM127 179H128V178H127ZM161 179H162V178H161ZM214 179H215V178H214ZM226 179H227V178H226ZM72 180H73V179H72ZM76 180H77V179H76ZM76 180H75V181H76ZM86 180H87V179H86ZM177 180H179V179H177ZM180 180H181V179H180ZM180 180H179V181H180ZM199 180H200V179H199ZM216 180H217V179H216ZM229 180H232V179H229ZM229 180H227V181L230 182ZM2 181H3V180H2ZM5 181H6V180H5ZM8 181H9V180H8ZM16 181H17V180H16ZM18 181H19V180H18ZM21 181H22V180H21ZM23 181H24V180H23ZM28 181H29V180H28ZM73 181H74V180H73ZM87 181H88V180H87ZM91 181H92V180H91ZM159 181H160V179H159ZM227 181H225V183H226ZM0 182H1V180H0ZM12 182H13V181H12ZM70 182H71V181H70ZM76 182H77V181H76ZM82 182H83V181H82ZM166 182H167V181H166ZM177 182H178V181H177ZM210 182H211V181H210ZM231 182H232V181H231ZM236 182H237V181H236ZM30 183H31V182H30ZM71 183H72V182H71ZM86 183H87V182H86ZM121 183H122V182H121ZM123 183H124V182H123ZM132 183H133V182H132ZM135 183H136V182H135ZM167 183H168V182H167ZM211 183H212V182H211ZM220 183H221V182H220ZM243 183H244V181H243ZM15 184H16V183H15ZM73 184H74V183H73ZM174 184H176V183H174ZM233 184H234V183H233ZM236 184H237V183H236ZM263 184H264V183H263ZM6 185H7V184H6ZM6 185H5V186H6ZM8 185H9V184H8ZM12 185H14V184H12ZM12 185H11V187H12ZM21 185H22V183H21ZM30 185H31V184H30ZM76 185H78V184H76ZM79 185H80V184H79ZM134 185H135V184H134ZM153 185H154V184H153ZM214 185H215V184H213V186H214ZM225 185H226V184H225ZM230 185H231V184H230ZM240 185H241V183H240ZM18 186L20 187V185H18ZM24 186H26V184H25ZM28 186H29V185H28ZM90 186H91V185H90ZM135 186H136V185H135ZM222 186H223V185H222ZM252 186H253V185H252ZM6 187H7V186H6ZM13 187H14V186H13ZM73 187H74V186H73ZM82 187H83V186H82ZM136 187H137V186H136ZM202 187H203V186H202ZM215 187H216V186H215ZM217 187H218V186H217ZM237 187H238V186H237ZM262 187H263V186H262ZM2 188H3V187H2ZM2 188H1V189H2ZM16 188H17V187H16ZM220 188H221V187H220ZM224 188H225V187H224ZM229 188H230V187H229ZM231 188H232V187H231ZM234 188H235V187H234ZM249 188H250V187H249ZM263 188H264V187H263ZM5 189H6V188L4 187V190H5ZM14 189H15V188H14ZM17 189H18V188H17ZM19 189H20V188H19ZM78 189H79V188H78ZM83 189H85V191H86V188H83ZM144 189H145V188H144ZM179 189H180V188H179ZM218 189H219V188H218ZM9 190H10V189H9ZM81 190H82V189H81ZM152 190H153V189H152ZM154 190H155V189H154ZM170 190H171V189H170ZM228 190H229V189H228ZM241 190H243V189H241ZM1 191H2V190H1ZM22 191H23V190H22ZM28 191H29V190H28ZM134 191H135V190H134ZM232 191L234 192V189H232ZM250 191H252V190H250ZM262 191H263V190H262ZM10 192H11V191H10ZM29 192H30V191H29ZM90 192H91V191H90ZM118 192H119V191H118ZM179 192H180V191H179ZM224 192H225V190H224ZM247 192H249V191H247ZM14 193H15V192H14ZM99 193H100V192H99ZM135 193H136V192H135ZM176 193H177V192H176ZM184 193H185V192H184ZM225 193H226V192H225ZM235 193H236V191H235ZM252 193H253V192H252ZM262 193H263V192H262ZM81 194H82V193H81ZM113 194H114V193H113ZM116 194H117V193H116ZM226 194H227V193H226ZM239 194H240V193H239ZM4 195H6V194H4ZM25 195H26V194H25ZM25 195H24V196H25ZM82 195H83V194H82ZM87 195H88V194H87ZM91 195H92V194H91ZM210 195H211V194H209V196H210ZM244 195H245V194H244ZM250 195H252V194H250ZM119 196H120V195H119ZM144 196H145V195H144ZM162 196H163V195H162ZM229 196H230V195H229ZM229 196H228V197H229ZM255 196H256V195H254V198H253V199H255ZM8 197H9V196H8ZM42 197H43V196H42ZM88 197H90V196H88ZM256 197H257V196H256ZM16 198H17V197H16ZM36 198H37V197H36ZM60 198H61V197H60ZM75 198H76V197H75ZM117 198H118V197H117ZM163 198H164V197H163ZM180 198H182V197H180ZM248 198H249V197H248ZM9 199H10V197H9ZM119 199H120V198H119ZM166 199H167V197H166ZM234 199H235V198H234ZM236 199H237V198H236ZM243 199H244V198H243ZM249 199H250V198H249ZM41 200H42V199H41ZM47 200H48V199H47ZM226 200H227V199H226ZM62 201H64V200H62ZM165 201H166V200H165ZM188 201H189V200H188ZM188 201H187V202H188ZM238 201H240V200H238ZM3 202H4V201H2V203H3ZM6 202H7V201H6ZM6 202H5V203H6ZM100 202H101V201H100ZM140 202H141V199H140ZM172 202H173V201H172ZM180 202H181V201H180ZM180 202H179V203H180ZM183 202H184V200H183ZM183 202H182V204H183ZM189 202H190V201H189ZM226 202H228V201H226ZM261 202H262V201H261ZM40 203H41V202H40ZM142 203H143V202H141V204H142ZM144 203H145V202H144ZM169 203H170V202H169ZM191 203H192V202H191ZM249 203H250V202H249ZM249 203H248L247 205H249ZM252 203H253V202H252ZM45 204H46V203H45ZM91 204H92V203H91ZM136 204H137V203H136ZM139 204H140V203H139ZM139 204H138V205H139ZM194 204H195V203H194ZM218 204H220V203H218ZM256 204H257V202H256ZM3 205H4V204H3ZM8 205H9V204H7V206H8ZM41 205H42V204H41ZM83 205H84V204H83ZM114 205H115V204H114ZM143 205H144V204H143ZM163 205H164V204H163ZM170 205H171V204H170ZM254 205H255V204H254ZM80 206H81V205H80ZM136 206H137V205H136ZM173 206H174V204H173ZM194 206H195V205H194ZM231 206H232V205H231ZM236 206H237V204H236ZM4 207H5V206H4ZM9 207H10V205H9ZM9 207H8V208H9ZM111 207H112V206H111ZM181 207H182V206H181ZM181 207H180V208H181ZM189 207H190V206H189ZM208 207H209V206H208ZM208 207H207V208H208ZM225 207H226V206H225ZM249 207H250V206H249ZM258 207H259V206H258ZM32 208H33V207H32ZM45 208H46V207H45ZM83 208H84V207H83ZM135 208H136V207H135ZM140 208H141V206H140ZM182 208H183V207H182ZM184 208H185V207H184ZM10 209H11V208H10ZM46 209H47V208H46ZM110 209H111V208H110ZM143 209H144V208H143ZM170 209H171V208H170ZM203 209H204V208H203ZM205 209H206V208H205ZM213 209H214V208H213ZM259 209H260V208H259ZM14 210H15V209H14ZM44 210H45V209H44ZM175 210H176V209H175ZM208 210H209V209H208ZM238 210H239V209H238ZM254 210H255V209H254ZM263 210H264V209H263ZM45 211H46V210H45ZM86 211H87V210H86ZM191 211H192V210H191ZM202 211H203V210H202ZM240 211H242V210H240ZM7 212H8V211H7ZM82 212H83V211H82ZM204 212H205V211H204ZM250 212H251V211H250ZM250 212H249V213H250ZM45 213H46V212H45ZM69 213H70V211H69ZM142 213H144V211H143ZM142 213H141V214H142ZM173 213H174V212H173ZM218 213H219V212H218ZM258 213H259V212H258ZM8 214H9V213H8ZM92 214H93V213H92ZM128 214H129V213H128ZM252 214H253V213H252ZM254 214L256 215V213H254ZM254 214H253V215H254ZM260 214H261V213H260ZM11 215H12V214H11ZM23 215H24V214H23ZM122 215H123V214H122ZM134 215H136V214L134 213ZM134 215H132V216H134ZM171 215H172V214H171ZM202 215H203V213H202ZM220 215H221V214H220ZM28 216H30V215H28ZM126 216H127V215H126ZM189 216H190V215H189ZM199 216H200V215H199ZM257 216H258V215H257ZM13 217H14V216H13ZM20 217H21V216H19V218H20ZM31 217H32V216H31ZM43 217H44V216H43ZM127 217H128V216H127ZM211 217H212V216H211ZM250 217H251V216H250ZM253 217H254V216H253ZM35 218H36V215H35ZM97 218H98V216H97ZM193 218H194V217H193ZM240 218H241V217H240ZM261 218H262V217H261ZM16 219H17V218H16ZM37 219H38V218H37ZM64 219H65V218H64ZM136 219H137V217H136ZM171 219H172V218H171ZM174 219H175V218H174ZM174 219H173V220H174ZM190 219H191V218H190ZM237 219H238V218H237ZM241 219H242V218H241ZM245 219H246V218H245ZM262 219H263V218H262ZM31 220H32V219H31ZM43 220H44V219H43ZM43 220H42V221H43ZM68 220H69V219H68ZM73 220H74V219H73ZM186 220H187V219H186ZM7 221H8V220H7ZM11 221H12V219H11ZM180 221H181V220H180ZM257 221H258V220H257ZM260 221H261V220H260ZM260 221H259V222H260ZM263 221H264V220H263ZM26 222H28V221H26ZM30 222H31V221H30ZM34 222H35V221H34ZM125 222H126V221H125ZM146 222H147V221H146ZM169 222H170V219H169ZM185 222H186V221H185ZM195 222H196V221H195ZM228 222H229V220H228ZM228 222H227V224H228ZM10 223H11V222H10ZM10 223H9V224H10ZM12 223H13V222H12ZM12 223H11V225H12ZM42 223H43V222H42ZM254 223L256 224V222H254ZM0 224H1V223H0ZM14 224H15V223H14ZM14 224H13V225H14ZM33 224H34V223H33ZM47 224H48V223H47ZM96 224H98V223H96ZM108 224H109V223H108ZM148 224H149V223H147V225H148ZM176 224H177V223H176ZM204 224H205V223H204ZM18 225H19V224H18ZM24 225H25V224H24ZM29 225H30V224H29ZM40 225H41V223H40ZM73 225H74V224H73ZM187 225H188V224H187ZM206 225H207V224H206ZM230 225H232V224H230ZM251 225H253V223H252ZM251 225H250V226H251ZM257 225H258V224H257ZM5 226H6V225H5ZM9 226H10V225H9ZM26 226H27V225H26ZM41 226H42V225H41ZM61 226H62V225H61ZM74 226H75V225H74ZM148 226H149V225H148ZM151 226H152V225H151ZM198 226H199V225H198ZM227 226H228V225H227ZM237 226H238V225H237ZM248 226H249V225H247V227H248ZM255 226H256V225H255ZM261 226H262V225H261ZM44 227H45V226H44ZM103 227H104V226H103ZM146 227H147V226H146ZM146 227H145V228H146ZM177 227H178V226H177ZM232 227H234V226H232ZM256 227H257V226H256ZM258 227H259V226H258ZM258 227H257V228H258ZM6 228H7V227H6ZM9 228H10V227H9ZM9 228H8V230H9ZM23 228H24V227H23ZM28 228H29V227H28ZM105 228H106V227H105ZM147 228H148V227H147ZM150 228H152V227H150ZM179 228H181V227H179ZM223 228H224V227H223ZM242 228H243V227H242ZM21 229H22V228H21ZM30 229H31V228H30ZM33 229H34V228H33ZM41 229H42V228H41ZM49 229H50V228H49ZM49 229H48V230H49ZM148 229H149V228H148ZM205 229H206V228H205ZM238 229H239V228H238ZM240 229H241V228H240ZM34 230H35V229H34ZM34 230H32V231L34 232ZM102 230H103V229H102ZM151 230H152V229H151ZM158 230H159V229H158ZM181 230H182V229H181ZM185 230H186V229H185ZM209 230H210V229H209ZM251 230H252V229H251ZM251 230H249V231H247V232H251ZM257 230H258V229H257ZM257 230H256V231H257ZM262 230H263V229H262ZM23 231H24V230H23ZM35 231H36V230H35ZM39 231H40V230H39ZM45 231H46V230H45ZM67 231H68V230H67ZM148 231H149V230H148ZM165 231H166V230H165ZM235 231H236V230H235ZM239 231H240V230H239ZM24 232H25V231H24ZM27 232H28V231H27ZM29 232H30V231H29ZM48 232H49V231H48ZM149 232H150V231H149ZM158 232H159V231H158ZM172 232L174 233V231H172ZM185 232H186V231H185ZM247 232H246V233H247ZM263 232H264V231H263ZM201 233H202V232H201ZM229 233H231V232H229ZM241 233H242V232H241ZM246 233H244V235H246ZM18 234H19V233H18ZM34 234H35V233H34ZM38 234L41 235V233H38ZM116 234H117V233H116ZM167 234H168V233H167ZM181 234H182V233H181ZM209 234H210V232H209ZM231 234H232V233H231ZM42 235H43V234H42ZM51 235H52V234H51ZM100 235H101V233H100ZM114 235H115V234H114ZM175 235H176V234H175ZM182 235H183V234H182ZM185 235H186V234H185ZM202 235H203V234H202ZM233 235H234V234H233ZM241 235H242V234H241ZM252 235H253V234H252ZM31 236H32V234H31ZM150 236H151V234H150ZM161 236H162V234H161ZM177 236H178V235H177ZM248 236H249V234H248ZM263 236H264V235H263ZM25 237H26V236H25ZM62 237H63V236H62ZM66 237H67V236H66ZM66 237H65V238H66ZM117 237H118V236H117ZM154 237H155V236H154ZM169 237H170V236H169ZM178 237H179V236H178ZM202 237H204V236H202ZM225 237H226V236H225ZM235 237H236V236H235ZM237 237H238V236H237ZM256 237H257V236H256ZM23 238H24V237H23ZM31 238H32V237H31ZM50 238H51V237H50ZM57 238H58V237H57ZM69 238H70V237H69ZM152 238H153V237H152ZM157 238H158V237H157ZM189 238H190V237H188V239H189ZM223 238H224V237H223ZM246 238H247V237H246ZM249 238H250V237H249ZM249 238H248V239H249ZM260 238H262V237H260ZM26 239H27V237H26ZM171 239H172V236H171ZM216 239H217V238H216ZM220 239H222V238H220ZM248 239H246V240H248ZM250 239H251V238H250ZM62 240H63V239H62ZM70 240H71V239H70ZM157 240H158V239H157ZM227 240H228V236H227ZM229 240H230V239H229ZM232 240H234V239H232ZM239 240H240V239H239ZM252 240H253V239H252ZM254 240H256V239L254 238ZM32 241H33V240H31V242H32ZM36 241H38V240H36ZM54 241H55V240H54ZM56 241H57V239H56ZM58 241H59V240H58ZM58 241H57V242H58ZM111 241H112V240H111ZM159 241H160V240H159ZM161 241H162V240H161ZM161 241H160V242H161ZM163 241H165V239H164ZM163 241H162V242H163ZM169 241L172 242V240H169ZM169 241H168V242H169ZM185 241H186V239H185ZM193 241H194V240H193ZM193 241H192V242H193ZM217 241H218V240H216V243H217ZM225 241H226V240H225ZM236 241H237V239H236ZM250 241H251V240H250ZM259 241H260V240H259ZM45 242H46V241H45ZM63 242H64V241H63ZM69 242H70V241H69ZM69 242H68V243L66 242V243H67V244H70ZM192 242H190V243H192ZM219 242H220V241H219ZM219 242H218V243H219ZM223 242H224V241H222V243H223ZM237 242H241V241H237ZM237 242H236V243H237ZM27 243H28V242H27ZM49 243H50V242H49ZM58 243H59V242H58ZM58 243H57V244H58ZM122 243H123V242H122ZM133 243H134V242H133ZM136 243H137V242H136ZM164 243H165V242H164ZM172 243H173V242H172ZM178 243H179V242H178ZM193 243H194V242H193ZM210 243H211V242H210ZM227 243H228V242H227ZM232 243H233V242H232ZM236 243H235V244H236ZM249 243H252V242H249ZM259 243H262V242H259ZM29 244H30V242H29ZM34 244H37V243H34ZM41 244H42V243H41ZM43 244H44V243H43ZM59 244H60V243H59ZM78 244H79V243H78ZM126 244H127V243H126ZM161 244H162V243H161ZM197 244H198V243H197ZM239 244H241V243H239ZM246 244H247V242H246ZM255 244H256V243H255ZM262 244H263V243H262ZM73 245H74V244H73ZM136 245H137V244H136ZM165 245H166V244H165ZM165 245H163V247H164ZM167 245H169V244H167ZM167 245H166L165 248L168 247ZM192 245H193V244H192ZM194 245H195V244H194ZM227 245H228V244H227ZM260 245H261V244H260ZM260 245H259V247H260ZM28 246H30V245H28ZM28 246H27V247H28ZM36 246H37V245H36ZM38 246H39V244H38ZM52 246H54V245H52ZM76 246H77V245H76ZM126 246H127V245H126ZM173 246H174V244H173ZM176 246H177V245H176ZM228 246H229V245H228ZM238 246H239V245H238ZM253 246H254V245H253ZM257 246H258V245L254 246V247H257ZM20 247H21V246H20ZM43 247H44V246H43ZM60 247H61V246H60ZM74 247H75V246H74ZM127 247H129V246H127ZM139 247H140V246H139ZM209 247H211V246H209ZM232 247H233V246H232ZM245 247H246V245H245ZM250 247H251V245H250ZM259 247H258V248H259ZM262 247H263V246H262ZM262 247H261V248H262ZM69 248H71V247H69ZM132 248H133V247H132ZM144 248H146V247H144ZM144 248H143V250H144ZM168 248H169V247H168ZM172 248H173V247H172ZM238 248H240V247H238ZM35 249H36V248H35ZM79 249H80V248H79ZM85 249H86V248H85ZM105 249H106V248H105ZM127 249L130 250L131 248H127ZM160 249H161V248H160ZM162 249H163V248H162ZM179 249L182 250L181 248H179ZM204 249H205V248H204ZM242 249H243V248H241V250H242ZM253 249H254V248H253ZM263 249H264V248H263ZM27 250H28V248H27ZM29 250H30V249H29ZM49 250H51V249H49ZM49 250H48V251H49ZM65 250H66V249H65ZM102 250H104V249H102ZM138 250H139V249H138ZM147 250H148V249H147ZM163 250H164V249H163ZM174 250H175V249H174ZM254 250H255V249H254ZM257 250H259V249H257ZM105 251H106V250H105ZM130 251H131V250H130ZM164 251H166V249H165ZM168 251H169V250H168ZM182 251H183V250H182ZM207 251H208V250H207ZM210 251H211V250H210ZM239 251H240V250H239ZM249 251H251L250 248H249ZM43 252H44V251H43ZM43 252H42V253H43ZM55 252H56V251H55ZM57 252L59 253V251H57ZM135 252H136V251H135ZM138 252H139V251H138ZM142 252H143V251H141V253H142ZM204 252H205V251H204ZM245 252H246V251H245ZM260 252H261V251H260ZM19 253H20V252H19ZM19 253H18V254H19ZM143 253H144V252H143ZM155 253H156V251H155ZM169 253H170V252H169ZM176 253H177V252H176ZM182 253H184V251H183ZM223 253H224V252H223ZM21 254H22V253H21ZM36 254H37V253H36ZM44 254H45V253H44ZM68 254H69V253H68ZM102 254H103V253H102ZM106 254H107V253H106ZM120 254H121V253H120ZM139 254H140V252H139ZM146 254H147V253H146ZM173 254H174V253H173ZM178 254H179V252H178ZM203 254H204V253H203ZM251 254H254V253L252 252ZM259 254H260V253H259ZM57 255H58V254H57ZM57 255H56V256H57ZM171 255H172V254H171ZM180 255H181V254H180ZM180 255H179V256H180ZM244 255H245V254H244ZM19 256H20V255H19ZM47 256L49 257V255H47ZM144 256H145V255H144ZM151 256H152V255H151ZM157 256H158V255H156V258H157ZM193 256H194V255H193ZM256 256H257V255H256ZM20 257H21V256H20ZM43 257H44V256H43ZM127 257H128V256H127ZM146 257H147V256H146ZM149 257H150V255H149ZM153 257H154V256H153ZM183 257H184V256H183ZM186 257H187V256H186ZM190 257H191V256H189V258H190ZM205 257H206V254H205ZM236 257H237V256H236ZM262 257H263V256H262ZM17 258H18V257H17ZM21 258H22V257H21ZM53 258H54V257H53ZM103 258H104V257H103ZM110 258L112 259V257H110ZM128 258H129V257H128ZM135 258H136V257H135ZM172 258H173V257H172ZM187 258H188V257H187ZM189 258H188V259H189ZM51 259H52V258H51ZM56 259H58V258H56ZM129 259H130V258H129ZM129 259H128V260H129ZM185 259H186V258H185ZM192 259H193V257H192ZM222 259H223V258H222ZM224 259H226V258H224ZM255 259H258V258L256 257ZM263 259H264V258H263ZM58 260H59V259H58ZM61 260H62V259H61ZM106 260H107V259H106ZM112 260H113V259H112ZM112 260H111V262H112ZM123 260H124V259H123ZM132 260H133V259H132ZM144 260H145V259H144ZM181 260H184V258L181 259ZM204 260H205V259H204ZM250 260H252V259L250 258ZM22 261H23V259H22ZM52 261H53V260H52ZM140 261H141V260H140ZM161 261H162V260H161ZM184 261H185V260H184ZM184 261H183V262H184ZM187 261H188V260H187ZM246 261H249V260H246ZM260 261H261V260H260ZM262 261H263V260H262ZM25 262H26V261H25ZM45 262H46V260H45ZM126 262H127V261H126ZM129 262H130V261H129ZM132 262H133V261H132ZM132 262H131V263H132ZM142 262H144V261H142ZM147 262H148V261H147ZM149 262H150V261H149ZM158 262H159V261H158ZM163 262H164V261H163ZM163 262H162V263H163ZM191 262H192V261H191ZM191 262L188 261V263H191ZM263 262H264V261H263ZM26 263H27V262H26ZM56 263H58V262H56ZM113 263H115V262H113ZM176 263H177V262H176ZM245 263L247 264V262H245ZM253 263H254V262H253ZM261 263H262V262H261ZM46 264H47V263H46ZM58 264H59V263H58ZM118 264H119V263H118ZM120 264H121V263H120ZM144 264H145V263H144ZM163 264H164V263H163ZM179 264H181V263H179ZM249 264H250V263H249Z\"/></svg>",
  "mask_w": 264,
  "mask_h": 264
}]
</instances>
